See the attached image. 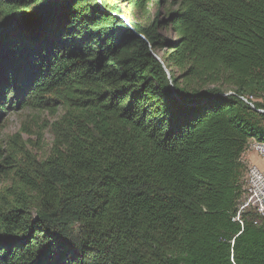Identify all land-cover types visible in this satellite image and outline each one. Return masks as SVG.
Masks as SVG:
<instances>
[{
	"label": "trees",
	"instance_id": "trees-1",
	"mask_svg": "<svg viewBox=\"0 0 264 264\" xmlns=\"http://www.w3.org/2000/svg\"><path fill=\"white\" fill-rule=\"evenodd\" d=\"M173 1L145 27L123 16L150 0H0V124L64 109L69 130L34 170L0 130V264H264V218L234 220L264 0Z\"/></svg>",
	"mask_w": 264,
	"mask_h": 264
},
{
	"label": "rangeland",
	"instance_id": "rangeland-1",
	"mask_svg": "<svg viewBox=\"0 0 264 264\" xmlns=\"http://www.w3.org/2000/svg\"><path fill=\"white\" fill-rule=\"evenodd\" d=\"M174 8L173 0H150V2L140 9H126L123 16L126 21L132 20L141 26L148 27L153 24L159 13V19L165 18L166 12ZM159 33L163 38L174 39L175 35L166 28H159ZM163 51L156 50V55L161 57ZM166 68V67H165ZM169 73V70L166 68ZM206 86H213L208 82ZM254 101L264 103V93L254 94ZM65 110L59 109L58 112H51L45 109L28 107L17 110L12 108L3 118L0 124L1 137L9 141L15 135H20L21 144L25 145V152L21 158V163L34 169L43 167L47 159L52 155L55 147H62L69 135V130L65 125ZM252 150H247V156ZM256 154V153H254ZM260 157L258 154H256ZM245 158L244 163L249 164ZM261 158V157H260ZM246 174V173H245ZM15 182V177L8 174L0 178V193ZM244 194L240 200L239 207L244 201L248 192L246 180H243Z\"/></svg>",
	"mask_w": 264,
	"mask_h": 264
},
{
	"label": "built area",
	"instance_id": "built-area-1",
	"mask_svg": "<svg viewBox=\"0 0 264 264\" xmlns=\"http://www.w3.org/2000/svg\"><path fill=\"white\" fill-rule=\"evenodd\" d=\"M153 55L160 59L155 52ZM227 94H235L229 91ZM243 101L249 104L253 109H256L254 105V95L239 96ZM260 113H264V108L256 109ZM252 150L254 153L258 154L262 159H264V143L258 141H250L247 150ZM245 151V152H246ZM245 153L243 154V158ZM246 185L248 192L244 197L242 205L239 207L237 215L234 220L238 221L243 225L242 213L249 210L254 211L258 216L264 218V169L256 164H247V170L245 174Z\"/></svg>",
	"mask_w": 264,
	"mask_h": 264
},
{
	"label": "crops",
	"instance_id": "crops-1",
	"mask_svg": "<svg viewBox=\"0 0 264 264\" xmlns=\"http://www.w3.org/2000/svg\"><path fill=\"white\" fill-rule=\"evenodd\" d=\"M246 160L249 164H256L264 169V159L258 157L256 154H254V152H249V154L246 156Z\"/></svg>",
	"mask_w": 264,
	"mask_h": 264
},
{
	"label": "flooded vegetation",
	"instance_id": "flooded-vegetation-1",
	"mask_svg": "<svg viewBox=\"0 0 264 264\" xmlns=\"http://www.w3.org/2000/svg\"><path fill=\"white\" fill-rule=\"evenodd\" d=\"M28 7L31 9H35L36 7H38V5L37 4H30Z\"/></svg>",
	"mask_w": 264,
	"mask_h": 264
}]
</instances>
